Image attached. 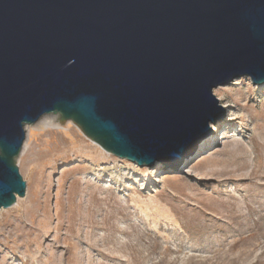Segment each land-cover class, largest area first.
Here are the masks:
<instances>
[{"label":"water","instance_id":"obj_1","mask_svg":"<svg viewBox=\"0 0 264 264\" xmlns=\"http://www.w3.org/2000/svg\"><path fill=\"white\" fill-rule=\"evenodd\" d=\"M241 78L264 85V0H0V209L26 196V126L57 115L180 174Z\"/></svg>","mask_w":264,"mask_h":264},{"label":"rangeland","instance_id":"obj_2","mask_svg":"<svg viewBox=\"0 0 264 264\" xmlns=\"http://www.w3.org/2000/svg\"><path fill=\"white\" fill-rule=\"evenodd\" d=\"M254 86L214 89L225 125L180 174L105 157L73 121L72 138L41 131L69 122L43 117L17 160L26 196L0 209V264H264V89Z\"/></svg>","mask_w":264,"mask_h":264},{"label":"bare ground","instance_id":"obj_3","mask_svg":"<svg viewBox=\"0 0 264 264\" xmlns=\"http://www.w3.org/2000/svg\"><path fill=\"white\" fill-rule=\"evenodd\" d=\"M255 87V89H257V90H262V89H264V85H261V86H259V85H257V86H254ZM219 88V87H218ZM227 106H229V105H225L224 107H227ZM221 124L220 123H216V126L215 127H218V126H220ZM33 125H29V126H26V132L28 133L29 132V134H31V135H33V133H34V128L32 127ZM71 126H72V123L69 121V122H67L66 124H61L60 122H59V120H54V121H45V123H43L42 125H41V127L39 128L41 131H43V130H46V129H48V128H54V127H56L57 129H59L60 131H62V132H64V134H65V136H67V137H69V138H72L71 136ZM212 128H213V126H212ZM82 130V129H81ZM83 131V130H82ZM81 131V132H82ZM84 133V132H83ZM85 134V133H84ZM27 137V136H26ZM33 137V136H32ZM88 137V136H87ZM212 139H214V141H209V142H206L205 144H203L202 146H201V148H204L205 147V145L206 144H209V143H211V142H214V145L215 144H217V142H218V139H215V138H212ZM72 140V142L74 141L73 139H71ZM220 140V139H219ZM29 141H30V139H29ZM93 142H95V141H93ZM92 142V143H93ZM27 146H28V142H27V139L25 140V143H24V146H23V149H22V152H21V154H20V156H22L24 153H25V151H26V148H27ZM94 146L96 147L95 148V150L97 151V152H100L103 156H105V155H108V156H112L111 154H108V152H106L99 144H97L96 142L94 143ZM106 157V156H105ZM164 176V179H163V181H166V180H169L170 178H172L169 174H166V175H163ZM21 199H20V197H18V201H20ZM18 201H17V203H18ZM16 203V207L17 206H19V203L17 204Z\"/></svg>","mask_w":264,"mask_h":264}]
</instances>
